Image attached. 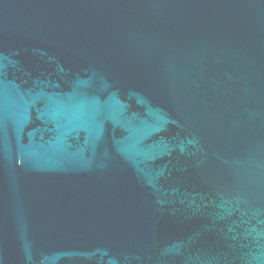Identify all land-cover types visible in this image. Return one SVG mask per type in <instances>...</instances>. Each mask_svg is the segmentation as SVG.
<instances>
[{
    "label": "water",
    "instance_id": "water-1",
    "mask_svg": "<svg viewBox=\"0 0 264 264\" xmlns=\"http://www.w3.org/2000/svg\"><path fill=\"white\" fill-rule=\"evenodd\" d=\"M0 264H264V0H0Z\"/></svg>",
    "mask_w": 264,
    "mask_h": 264
}]
</instances>
